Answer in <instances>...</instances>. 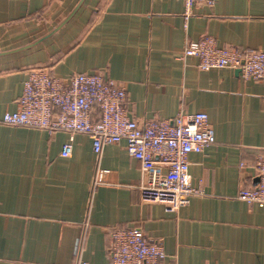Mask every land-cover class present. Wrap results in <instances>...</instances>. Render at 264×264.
<instances>
[{"label":"crops","instance_id":"obj_1","mask_svg":"<svg viewBox=\"0 0 264 264\" xmlns=\"http://www.w3.org/2000/svg\"><path fill=\"white\" fill-rule=\"evenodd\" d=\"M184 11L182 0H0V264H112V231L133 226L163 244L159 264H264V206L238 196L259 182L264 79L181 57L204 35L264 50V0L198 3L187 27ZM37 66L62 79L104 69L139 121L206 112L216 141L188 157L203 193L177 211L145 203L124 142L97 155L86 133L3 123ZM99 169L105 182L94 186Z\"/></svg>","mask_w":264,"mask_h":264},{"label":"built area","instance_id":"obj_2","mask_svg":"<svg viewBox=\"0 0 264 264\" xmlns=\"http://www.w3.org/2000/svg\"><path fill=\"white\" fill-rule=\"evenodd\" d=\"M185 26L198 3L213 6L217 0H182ZM196 57L202 70L232 68L244 79H264V50L220 46L216 37L204 35L188 40L181 57ZM99 111L98 117L94 113ZM3 123L47 130L86 133L97 155L107 143L124 142L128 153L140 162L143 178L139 185L142 201L161 203L169 211L187 205L190 197L203 190L191 184L189 154L203 152L216 141L208 114L180 111L173 118L139 121L129 112L126 88L104 69L76 72L68 79L51 74L46 67L30 69L18 108L6 112ZM72 139L62 148L69 157ZM259 182L242 188L239 198L249 205L264 206V155L257 162ZM107 171L99 169L94 186L105 182ZM109 255L112 264H159L168 255L161 242L152 241L142 227L115 229ZM76 264H88L80 259Z\"/></svg>","mask_w":264,"mask_h":264}]
</instances>
